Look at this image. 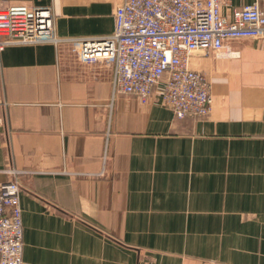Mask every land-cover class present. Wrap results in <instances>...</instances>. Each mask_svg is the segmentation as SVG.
<instances>
[{
	"label": "crops",
	"instance_id": "0c3cea01",
	"mask_svg": "<svg viewBox=\"0 0 264 264\" xmlns=\"http://www.w3.org/2000/svg\"><path fill=\"white\" fill-rule=\"evenodd\" d=\"M125 0L50 7L58 45L0 50V183L18 171L25 264H264V38L198 51L207 117L114 94L110 61L69 39L115 29ZM222 13L264 0H222ZM4 35L0 41L6 40Z\"/></svg>",
	"mask_w": 264,
	"mask_h": 264
},
{
	"label": "built area",
	"instance_id": "2783aa9c",
	"mask_svg": "<svg viewBox=\"0 0 264 264\" xmlns=\"http://www.w3.org/2000/svg\"><path fill=\"white\" fill-rule=\"evenodd\" d=\"M222 0H125L114 13L111 35L69 39L83 61H110L114 94L135 95L148 103L157 86L175 118L207 117L212 112L211 84L191 68L198 51L219 53L230 40L263 39L264 11L259 4L222 13ZM0 50L7 44L62 41L50 7L11 4L0 9ZM0 183V264H25L24 223L19 173Z\"/></svg>",
	"mask_w": 264,
	"mask_h": 264
}]
</instances>
